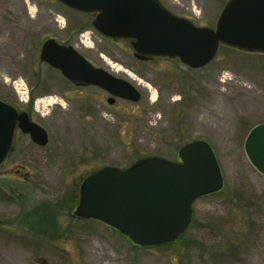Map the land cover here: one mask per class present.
<instances>
[{"label": "rangeland", "instance_id": "obj_1", "mask_svg": "<svg viewBox=\"0 0 264 264\" xmlns=\"http://www.w3.org/2000/svg\"><path fill=\"white\" fill-rule=\"evenodd\" d=\"M160 2L215 29L229 0ZM94 19L57 0H0V98L49 135L40 147L19 132L0 169V183L22 192L17 199L0 187V264H264V176L244 151L249 132L264 124V55L221 47L199 70L178 59L143 62L129 41L101 35ZM50 38L133 84L141 101L110 104L105 91L69 82L40 60ZM20 84L35 97L32 107L20 101ZM197 140L214 150L224 188L194 203L192 224L176 246L138 249L112 228L75 217L72 204L90 174L147 157L179 161L180 148ZM23 198L38 206L30 217Z\"/></svg>", "mask_w": 264, "mask_h": 264}, {"label": "water", "instance_id": "obj_2", "mask_svg": "<svg viewBox=\"0 0 264 264\" xmlns=\"http://www.w3.org/2000/svg\"><path fill=\"white\" fill-rule=\"evenodd\" d=\"M71 10L95 16L93 27L104 37L129 41L139 61L180 60L199 70L221 47L264 55V0H229L216 28L198 27L167 10L160 0H57ZM40 60L71 83L97 87L116 99L138 103L140 91L130 82L93 66L74 47L46 40ZM46 147L47 130L17 105L0 98V169L15 152L17 133ZM244 151L264 176V124L248 134ZM179 161L147 157L128 169L104 167L81 184L74 215L102 223L142 249L177 242L190 228L194 203L224 188V177L212 147L203 140L182 146Z\"/></svg>", "mask_w": 264, "mask_h": 264}, {"label": "trees", "instance_id": "obj_3", "mask_svg": "<svg viewBox=\"0 0 264 264\" xmlns=\"http://www.w3.org/2000/svg\"><path fill=\"white\" fill-rule=\"evenodd\" d=\"M34 101H35V97L33 96L32 98H31V101H30V105H31V107H32V105L34 104ZM143 159H145V158H143ZM142 160V159H141ZM141 160H139L138 162H140ZM138 162H136V163H138ZM135 163V164H136ZM3 187H5L7 190H9L10 191V194H11V196H13V197H15V198H17V199H20L21 198V196H22V192L20 191V188L19 187H16V188H11L8 184H3ZM23 203V202H22ZM78 203H79V196H78V198L76 199V201L75 202H73V207H75V206H77L78 205ZM24 204V203H23ZM53 207H58V206H60V201H58L57 203H55V204H53L52 205ZM47 212L48 211H45L44 212V219L45 220H47V218L49 217V216H47L48 214H47ZM188 231V230H187ZM186 231V232H187ZM186 232H185V234H186ZM184 234V235H185ZM184 235L177 241V242H175V243H173V244H169V245H165V246H161V247H157V248H166V247H174V246H176L178 243H179V241L181 240V239H183V237H184ZM136 248H138V247H136ZM138 249H140V248H138ZM149 249H156V248H149Z\"/></svg>", "mask_w": 264, "mask_h": 264}, {"label": "built area", "instance_id": "obj_4", "mask_svg": "<svg viewBox=\"0 0 264 264\" xmlns=\"http://www.w3.org/2000/svg\"><path fill=\"white\" fill-rule=\"evenodd\" d=\"M17 91L20 96V101L27 104L29 102V91L26 85H17Z\"/></svg>", "mask_w": 264, "mask_h": 264}, {"label": "flooded vegetation", "instance_id": "obj_5", "mask_svg": "<svg viewBox=\"0 0 264 264\" xmlns=\"http://www.w3.org/2000/svg\"><path fill=\"white\" fill-rule=\"evenodd\" d=\"M30 118H31V120L32 121H34L33 119H32V117H31V115H30ZM4 184V183H3ZM3 184L2 183H0V187L3 189V190H5L6 192L8 191L5 187H3ZM9 192V191H8ZM22 201H24V211H25V215H26V217H30L29 216V211H32L33 209H35V208H38V206L37 207H33V208H31V205H29L28 203H27V201H28V198H23L22 199ZM29 209V210H28ZM38 233V232H37ZM40 233H42V232H40ZM38 235V234H37Z\"/></svg>", "mask_w": 264, "mask_h": 264}, {"label": "bare ground", "instance_id": "obj_6", "mask_svg": "<svg viewBox=\"0 0 264 264\" xmlns=\"http://www.w3.org/2000/svg\"><path fill=\"white\" fill-rule=\"evenodd\" d=\"M125 73H127L128 74V76L133 80V81H137V82H139L140 84H141V82L139 81V79L138 78H136L135 76H133L132 74H130V73H128L127 71H125Z\"/></svg>", "mask_w": 264, "mask_h": 264}]
</instances>
